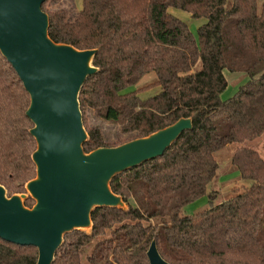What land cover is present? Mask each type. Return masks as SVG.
<instances>
[{
	"label": "trees",
	"instance_id": "obj_1",
	"mask_svg": "<svg viewBox=\"0 0 264 264\" xmlns=\"http://www.w3.org/2000/svg\"><path fill=\"white\" fill-rule=\"evenodd\" d=\"M45 0L48 37L85 51L95 49L80 91L85 153L147 137L180 119L184 132L161 157L111 179L127 210L95 208L92 232L64 235L53 264H150L154 240L169 264H264V0ZM193 21L192 33L170 10ZM248 82L222 100L227 75ZM153 81L137 87L146 75ZM137 87V88H134ZM156 92L142 97L146 91ZM29 95L0 54V184L7 196L25 192L36 175V148L25 115ZM114 125V138L102 130ZM237 145L230 161L244 182L218 189L215 155ZM205 211L184 209L205 200ZM29 197L25 206L31 208ZM38 251L0 239V264H35Z\"/></svg>",
	"mask_w": 264,
	"mask_h": 264
},
{
	"label": "water",
	"instance_id": "obj_2",
	"mask_svg": "<svg viewBox=\"0 0 264 264\" xmlns=\"http://www.w3.org/2000/svg\"><path fill=\"white\" fill-rule=\"evenodd\" d=\"M44 1L0 0V54L29 95L25 115L36 142L31 155L36 175L25 185L27 196L7 197L0 184V239L35 247V264H53L65 234L90 235L95 208L127 210L123 198L112 192L111 179L161 157L192 129L190 118L180 119L147 137L85 153L88 133L78 97L86 79L98 72L92 65L96 50L54 43ZM28 197L34 201L31 208L25 206ZM150 244L149 263L169 264L155 241Z\"/></svg>",
	"mask_w": 264,
	"mask_h": 264
},
{
	"label": "rangeland",
	"instance_id": "obj_3",
	"mask_svg": "<svg viewBox=\"0 0 264 264\" xmlns=\"http://www.w3.org/2000/svg\"><path fill=\"white\" fill-rule=\"evenodd\" d=\"M74 4H76V8L78 10L81 9V0H74ZM170 12L176 17L179 18L180 20L186 22L188 25L190 31L192 33H195L196 29L200 27L201 24L204 23V20H199V21H193L188 15H186L184 12H180L178 10L171 9ZM227 75V73H226ZM154 75H146L144 76L140 81L137 87H144V85L149 84V82L153 81ZM227 80H228V85L226 89L220 94V97L222 100H228L233 97L234 93L239 89L240 86L244 85L246 82H248V77L245 74H233L232 76L227 75ZM134 87V88H137ZM156 91H146L141 94L142 97H150L153 96V94ZM102 125V130L105 133H108V136L111 138H114L118 135V131L116 127L110 123H104ZM264 142V135H262L260 138L252 141L250 143V147L254 148L258 152H262V143ZM237 146V145H236ZM235 145L226 147L225 149L220 150L215 155V158L217 161H219L220 168L217 172V177H218V189L220 192L226 197L230 191L235 185L239 186L240 184L244 183L240 177H238L237 173H234L233 168L231 166V155L236 149ZM25 188V187H24ZM17 194V193H14ZM27 196L28 192L25 190L24 193H22ZM13 195V194H12ZM8 197V196H7ZM11 197V196H10ZM30 198V197H29ZM208 207V203L205 200H200L197 202H194L192 204H189L184 211L187 215L189 214H196L202 211H205V209Z\"/></svg>",
	"mask_w": 264,
	"mask_h": 264
}]
</instances>
